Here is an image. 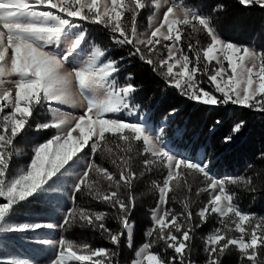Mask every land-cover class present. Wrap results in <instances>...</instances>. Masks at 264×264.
<instances>
[{"label": "snow or ice", "instance_id": "6c2138e0", "mask_svg": "<svg viewBox=\"0 0 264 264\" xmlns=\"http://www.w3.org/2000/svg\"><path fill=\"white\" fill-rule=\"evenodd\" d=\"M236 3L264 10V0ZM146 6V0H0V241L23 240L39 230L90 228L112 247L77 243L65 235L34 242L47 246L46 264H120V249L134 248V181L158 167L166 175L153 182L158 202L150 213L151 226L129 264H193L195 233L213 216L219 217V226L204 240L205 264H228L233 250L239 253V264H264V218L254 220L229 190V185L248 186L251 180L217 178L204 158L197 162L162 146L160 137L149 131V118H139L142 86L128 70L133 62L146 66L188 101L264 114V50L222 38L226 0H200L195 6L184 0H156V19L139 31L138 17ZM83 22L104 29L110 44L88 46ZM124 49L126 54L113 55ZM122 69L127 73L123 81L118 79ZM178 112L172 107L165 119ZM244 126L243 120L234 123L224 143H231ZM30 135L28 162L13 174L17 145ZM113 146L119 149L115 155ZM134 150L143 157L139 174L132 166ZM98 155L108 156L116 170L102 166ZM66 179L72 181L70 206L59 223L14 221L19 207ZM197 180L203 187L195 195L207 193V198L194 211L192 181ZM175 189L188 193L181 211L167 206ZM78 195L110 209L118 228L107 225L108 211L77 205ZM0 264L34 262L0 255Z\"/></svg>", "mask_w": 264, "mask_h": 264}, {"label": "trees", "instance_id": "16d2710c", "mask_svg": "<svg viewBox=\"0 0 264 264\" xmlns=\"http://www.w3.org/2000/svg\"><path fill=\"white\" fill-rule=\"evenodd\" d=\"M189 2L191 6H195L200 3V0H189ZM226 2L228 4V16L222 30V38L241 46H252L258 50H264V10L258 7H241L236 3V0H226ZM146 18L147 14L144 9L138 17V26L146 25ZM237 19L246 22V25H235L234 21ZM90 28L88 33L94 44L101 46L110 44L104 29L92 25ZM184 46L186 49L187 45ZM126 51V49L117 50L113 55L126 54ZM128 70L136 75L137 82L142 86L138 94V102L144 106V115L149 118V121L155 122L157 125L160 119L167 116V112L172 107L178 108V114L167 118L168 126L164 131L166 136L170 137L176 133L172 136L174 144L178 148L185 149L189 157H194L198 149H202V158L210 164L211 172L217 178L250 179V185L245 186L243 183L229 185V190L236 194L234 202L242 210L251 213L254 220L259 217L264 218V159H261V154H264V114L241 106H206L188 101L171 88H166L163 81L151 74L146 66L133 62ZM126 74L122 69L118 79L122 81ZM241 120L245 122V126L234 136L231 143H224L223 138L229 134L232 125ZM217 121L220 123H217ZM173 127L174 129H172ZM137 150L142 151L141 144H137ZM132 155L134 156L133 169L139 174V172L144 171L143 157L139 156L135 150ZM99 157L104 159L111 168H115L108 156ZM163 174L162 168H153L151 172H145L143 177L134 181L132 194L136 197V208L131 217L135 224L133 233L134 248L122 247L120 249V264H127L133 258L134 249L139 244L137 240L144 239L145 231L151 226L150 211L146 212L145 205L149 204V200L153 195L152 208L154 207L156 188L153 182H159ZM189 180L191 181V177H189ZM194 185L195 183L192 181V189ZM253 188L255 189L254 193L251 192ZM142 190L147 191L149 195L144 194L141 196ZM175 190L181 192L180 202L174 203L171 208L181 211V201L188 193L185 189ZM122 194H126V192ZM170 195L169 193V197ZM82 199L87 202L80 204ZM76 203L81 207L108 211L110 215L106 221L107 225L113 230L118 228L116 220L111 215V210L91 200L90 197L78 195ZM202 205L201 200L191 202L194 211ZM167 206L170 207L169 199ZM145 213L146 217L144 218ZM214 217L216 216H213L209 223L195 233L190 257L193 263L205 264L206 254L203 251L204 244L201 242L209 234ZM214 221L216 222L215 218ZM245 227H248L247 223H245ZM63 235L77 243H88L93 247H112L101 237L99 232H95L90 228L76 226L67 232H63ZM161 246H158L156 250H159ZM228 264H239V253L236 255V259L232 255Z\"/></svg>", "mask_w": 264, "mask_h": 264}, {"label": "rangeland", "instance_id": "374dc122", "mask_svg": "<svg viewBox=\"0 0 264 264\" xmlns=\"http://www.w3.org/2000/svg\"><path fill=\"white\" fill-rule=\"evenodd\" d=\"M155 2H156V0H146V3H147L146 7L148 9H151V7H153L154 12L151 13L152 10L149 11L150 17L147 20V25H143V24L139 25L138 26L139 31L147 30L150 21H154L156 19L157 11L155 9ZM184 2H185V0H184ZM83 24H84V27H87L89 25H90L89 27H91V25L92 26H98L95 24H88L87 22H83ZM234 24L238 25V26H242V25H246V22L242 21L241 19H237L234 21ZM90 29H92V28H90ZM86 33H87V38H89L90 35L88 34V31H86ZM198 38L200 39L201 44L206 46V38L203 35H200ZM92 44H94V43H92ZM88 46H91V44H88ZM144 111H145V108L143 106L142 110L140 112V114H142V116H144V114H145ZM42 115H46V114H42ZM125 119L126 120H135L136 117L125 116ZM142 119H144V117H142ZM159 121H160V123L158 124V127H156V128H155L153 122L149 123V131L154 136L160 137L162 146H164L166 149H169V150L173 151L174 153H177L181 156L183 155V156L189 157L186 152L185 153L179 152V149H177L176 146H173L174 141L172 139V136H174L176 133H174L170 137L166 136L164 131H165V128H167V119H165V117H163ZM38 122H42V121L38 120ZM172 129H174V127ZM31 143H32V137L30 135L25 142H22V143L17 145V148L20 150V154L14 157V163L11 166L13 174L15 172H17L21 167H23L28 162L29 155H30ZM118 152H119V149L115 148L113 146V155H115ZM99 158L100 157L98 156L97 160L99 163L102 164V166L108 168L110 171L116 170L114 167L111 168L110 165H108L104 159H102V158L99 159ZM194 158L198 162L199 159L202 158V151L199 150L197 153H195ZM111 164H112V162H111ZM157 168L158 167H154V169H157ZM163 171H164V174H163V176H164V175H166V169H163ZM162 179H163V177L160 178V181ZM71 182H72L71 179H66V181L63 184L59 185L57 188L54 189V191L46 194L44 197L36 199V200H32L30 203H27V204L23 205L22 207H19L17 209V212H16L14 218H13L14 221L15 220H25V219L35 218V219L49 220V221L54 222V223H59L64 211L66 210L67 207L70 206L69 196L71 195V192H70ZM194 183H195V185L193 186V190H192L193 196L191 197V202H199L201 200V203L203 204L206 202L207 193H201L200 196H196L195 195L196 189L198 187H203V185L199 182V180L194 181ZM138 192H139V190H138ZM180 193L181 192L177 191V190L170 192V194H171L169 197V206L170 207H173L174 203L180 202L179 201ZM144 194L149 195V193L147 191L142 190L141 196ZM154 196L156 198L155 205L152 208V202H153V195H152L151 199L149 200V204L145 205L146 212L150 211V213H151V210L154 209L155 206L157 205V202H158V190L157 189H155ZM86 202L87 201L84 199L80 200V204H85ZM34 214H37V215H34ZM145 217H146V213L144 215V218ZM214 218H215L216 222L214 221ZM214 218H213V224L210 225V228H211L210 231L214 227H217V225H218L219 217L216 216ZM259 219H262V217H259L257 220H259ZM247 225H248V223H247ZM248 227H249V225H248ZM230 234H237V233H230ZM60 235H63V232L60 229L39 230L34 234L29 233L28 235H26L24 237L23 240L18 239V240L13 241V242L0 241V255H18L22 258H27V259L32 260L34 262V264H46V259H47L46 248H47V246H41L40 244L35 243L34 241L43 240V239L54 240V239H57ZM144 242H146L145 238L144 239L140 238L139 240H137V243H139L137 245V248ZM201 243L204 244V241ZM19 252H22V254H20ZM237 254H238V252L233 250L232 255L234 256L235 259H236ZM127 264H129V262ZM193 264H198V263H193ZM200 264H203V263H200Z\"/></svg>", "mask_w": 264, "mask_h": 264}]
</instances>
